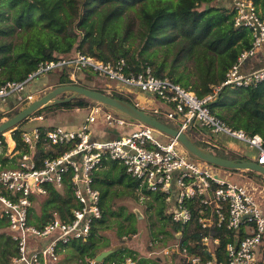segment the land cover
Listing matches in <instances>:
<instances>
[{"label": "built area", "instance_id": "built-area-1", "mask_svg": "<svg viewBox=\"0 0 264 264\" xmlns=\"http://www.w3.org/2000/svg\"><path fill=\"white\" fill-rule=\"evenodd\" d=\"M231 6L235 11V25L252 29V47L241 52L224 81L212 93L199 97L169 77L157 75L150 65L133 70L124 57L105 62L77 51L74 56L40 63L23 81L0 85L2 105L11 96L16 97L13 106L3 105L8 108L0 114V123L8 119L5 115L10 109L30 105L53 87L49 84L43 89L27 91L35 77L64 68L71 84H80L78 72L87 70L116 83V87L108 83V91L103 86L106 93H137L138 101L134 104L140 109L171 121L180 131L188 133L195 128V136L208 145L216 144L214 134L232 136L255 149L257 153L251 159L264 165L261 135L231 127L207 105L224 86L247 87L264 81V64L259 68H244L264 45V9L254 0H231ZM88 108L89 115L78 127L52 126L45 136L40 126L23 129L24 152L17 148L13 135L16 126L1 133L0 156L7 146L5 156L14 163V166L2 167L0 162V216L7 218L8 233L18 245V254L8 264H65L62 254L66 246L73 240L87 239L102 216V196L95 187L94 172L106 160L122 164L139 180L141 187L161 193L172 219L197 223L201 236L199 240L182 244L179 232L177 240L162 246L167 263L150 254L137 257L130 254L122 260L86 257L75 264H141L142 257L161 264H259L264 249V205L252 187L229 181L206 164L188 159L178 150L181 142L176 136L170 135L168 141H162L155 135L159 130L142 121L127 120L99 104ZM100 122L122 132L110 138L97 137L93 128ZM126 127L130 130L125 131ZM207 129L211 134L206 133ZM39 145L43 147L41 150ZM236 148L239 147L226 146L227 150L246 155L243 148ZM50 187L62 194L69 193L73 205L63 213L38 212L39 202L48 197ZM131 236L137 237L138 232L124 235L123 241ZM153 244L149 241V245Z\"/></svg>", "mask_w": 264, "mask_h": 264}, {"label": "trees", "instance_id": "trees-1", "mask_svg": "<svg viewBox=\"0 0 264 264\" xmlns=\"http://www.w3.org/2000/svg\"><path fill=\"white\" fill-rule=\"evenodd\" d=\"M254 1L264 9V0ZM7 20L10 21L6 23ZM8 36L11 39H7ZM252 42V29L235 25L231 3L230 6L221 5L218 0H0V85L7 81H23L38 69L40 63L57 61L81 51L105 62L124 57L133 70L150 65L157 75L169 77L204 97L224 81L228 70L242 51L252 47ZM160 53L164 58L159 56ZM50 73L55 77L54 84L50 81ZM77 76L81 85L91 88L93 79L99 78L87 70L78 72ZM49 84L53 85L51 90L71 84V81L64 68H56L35 77L27 91L43 89ZM64 94L59 97H67ZM112 96L134 103L122 93L114 92ZM10 98L13 99L11 104L3 105L13 106L16 97ZM91 100L82 95L68 102L49 103L33 116L55 112L59 108L87 107ZM207 105L231 127L243 129L248 134H260L264 146V81L247 87L224 86ZM27 106L26 103L14 107L7 113L13 117ZM27 119L17 124L13 133L21 152L25 149L22 125ZM47 126H40L43 136L51 128ZM194 130L188 133L195 139ZM42 148L39 145L38 149ZM6 151L7 146L0 156L2 167L14 166L5 156ZM233 154L241 159L252 158ZM94 178L95 187L101 191L102 216L87 239L73 240L64 253L72 251L73 257L84 260L111 247L110 240L100 234V230L112 227V222L117 225V236L121 241L124 235L137 233L135 222L139 215L125 201H139V190L144 192L147 212L154 208L150 215L153 246H165L171 239L177 240L179 232L182 244L200 239V225L192 221H174L167 213L163 195L141 187L139 180L119 162L104 161L94 172ZM39 204L41 212L47 214L54 210L63 213L73 205L69 193L62 194L53 187ZM7 227V218L0 216V228L5 229L0 231V264H8L18 254V245L6 231ZM130 254L137 257L139 253L131 247L121 246L108 258L122 260ZM140 263L161 264L144 257ZM259 264H264V249Z\"/></svg>", "mask_w": 264, "mask_h": 264}, {"label": "rangeland", "instance_id": "rangeland-1", "mask_svg": "<svg viewBox=\"0 0 264 264\" xmlns=\"http://www.w3.org/2000/svg\"><path fill=\"white\" fill-rule=\"evenodd\" d=\"M218 3L221 5L224 4V5L230 6L231 1L230 0H218ZM6 8L8 10L9 9L11 10L10 7H6ZM8 15L11 16V13H8ZM8 21L10 20H7L6 23ZM7 39H11V37L8 36ZM159 56L164 58V55L162 53H160ZM49 76H50L51 83L54 84L55 77H53L52 73H50ZM108 83L112 85V87H116L115 86L116 83L114 81H107L106 78H94L91 84L93 88H97L99 90H104L103 89V86H104L106 88V91H108V86H107ZM64 95L68 96L66 93ZM126 96H129L130 98H132L133 101H138L137 93L135 95V93L133 92H127ZM155 100L159 102L158 99H155ZM93 102L94 101L91 100L90 105L99 104L105 110L110 111L111 113L117 116L123 117L127 120H135L131 118L129 115L109 105L103 104L101 102H94V103ZM88 106L82 107L80 110H77L75 108H59L55 112H49V113L42 115L43 117H45L44 120H37L35 119V117L37 116L32 115L31 117L34 119L33 120L27 119L28 121L23 123L22 127L25 129H29V128H32L35 126H41V125H46V126L48 125L47 127H50V126L52 127V126H57V125H61L65 127H78L90 113V109L88 108ZM7 108L8 107L3 106L0 102V114L4 113L7 110ZM6 115L8 118H11L8 113H6ZM161 119L165 121L167 124L174 126V123L170 122L169 120L164 119V118H161ZM126 130H128V127H126L125 131ZM93 131H94L95 136L102 137V138L114 137L122 132L119 128L112 127L111 125H108L107 123H104V122H100L98 126L96 125L93 128ZM206 133L211 134V131L207 129ZM155 135L158 139L162 141H168L170 139V134L164 131H155ZM227 137H228L227 138L228 141H230L229 144L231 145L235 143L238 144V142L232 136L227 135ZM195 141L198 144L209 148L215 154L226 155L225 154L226 152L223 150L225 148L223 149L213 148L209 145H206V143L202 141L200 137L198 138L197 136H195ZM232 146L235 147L236 145H232ZM177 148L181 153L185 154L188 157V159L206 164L208 167H211L214 171L219 173L225 179L232 181V182L246 184L247 186L252 187L253 188L252 192L256 195L259 202L264 205V175L262 173H259L255 170H250V171L244 170L243 173H246V174L242 175V173L239 172L241 170L222 167V166L215 165L213 163L200 159L199 157L194 155L192 152H190L182 143L179 144ZM242 148L247 154H249L250 157L255 156L256 150L249 149L246 146H243ZM236 149L238 150L239 148H236ZM228 153L230 155H226V156H232V153H235L236 155H240L236 151L232 152L231 150H229ZM233 158H236V157H233ZM138 192L140 196L139 201H129V200L125 201L131 210L135 212L137 210L139 212L138 213L139 218L135 222V225L138 227V236L137 237L131 236L126 241H121V237L117 236V225L116 223L112 222V227L103 228L100 230V234L107 237L110 240V244H111V247L104 249L103 251L112 249L114 247H121L124 245V246L131 247V249L132 248L136 249L139 253L138 254L139 256L150 254L152 257H157L158 259H160L161 263H167L168 259L164 256L162 252L163 245L162 246L149 245V241L152 240L151 238L152 234H151V228H150V224H151L150 215L152 214L154 208H152L149 212H147V210L149 209H148V205L146 201H144L145 200L144 192L142 190H139ZM40 208H41V205L38 208V210H37V207H35V211L37 210L38 212H40L41 211ZM4 230L5 229L0 228V231L3 232ZM7 230H8V227L6 228V231ZM174 241L175 239H171L166 245H168L169 243H173ZM73 256L74 255L72 251L63 253L62 257L64 259L65 264H75L78 260L76 259V257H73Z\"/></svg>", "mask_w": 264, "mask_h": 264}, {"label": "water", "instance_id": "water-1", "mask_svg": "<svg viewBox=\"0 0 264 264\" xmlns=\"http://www.w3.org/2000/svg\"><path fill=\"white\" fill-rule=\"evenodd\" d=\"M264 64V63H263ZM262 64V65H263ZM262 65L257 66L256 68L261 67ZM62 93H69L65 98H60L59 95ZM86 96L103 104L109 105L127 115L133 119L142 121L159 131H164L171 136H176L179 141L194 155L200 159L219 165L222 167L232 168V169H241V170H255L264 175V165L256 162L253 159H241V158H231L225 157L219 154H215L210 149L202 147L199 145L195 139L188 133L180 131L175 127L163 122L156 116L146 112L143 109H140L134 103H131L125 99L117 98L111 94L96 90L94 88L84 86L81 84H64L59 85L44 95L38 97L30 105L22 109L18 114L14 115L11 118L5 119L0 123V135L3 131H6L17 124L21 123L23 120H26L38 109L44 107L49 103H62L73 100L78 96ZM137 213H139L136 210ZM118 247H114L109 250L101 251L96 255L98 260H102L108 257L114 250Z\"/></svg>", "mask_w": 264, "mask_h": 264}, {"label": "crops", "instance_id": "crops-1", "mask_svg": "<svg viewBox=\"0 0 264 264\" xmlns=\"http://www.w3.org/2000/svg\"><path fill=\"white\" fill-rule=\"evenodd\" d=\"M264 63V45H263V47L258 51V53H257V55L255 56V57H253V58H251V59H249L246 63H245V65H244V68L245 69H253V68H256L257 66H259V65H262ZM13 99H9V104L8 105H10L11 104V102L10 101H12ZM7 102V103H8ZM45 119V118H44ZM43 119V120H44ZM110 138V137H109ZM228 137H227V135L226 134H223V133H221V134H214L213 135V139H214V141L216 142V144H213V146L212 147H214V148H218V149H220V147L221 148H223V147H225L226 148V146L228 145H230V146H232V145H236L235 147H243V146H246L247 148H249V149H253V148H251V147H249L248 145H246V144H244V143H242V142H238V144H229L230 143V141H228V139H227ZM217 144H219V146L217 145ZM231 148V147H230ZM255 150V149H254ZM246 153V152H245ZM247 154V153H246ZM247 155H249V154H247ZM256 155V154H255ZM237 170H241V169H237ZM243 171L244 170H241V171H239V172H241L242 173V175H245L246 173H243Z\"/></svg>", "mask_w": 264, "mask_h": 264}, {"label": "flooded vegetation", "instance_id": "flooded-vegetation-1", "mask_svg": "<svg viewBox=\"0 0 264 264\" xmlns=\"http://www.w3.org/2000/svg\"><path fill=\"white\" fill-rule=\"evenodd\" d=\"M68 95H70V94H68ZM200 145V144H199ZM207 145V144H206ZM202 146V145H201ZM202 147H204V146H202ZM205 148H207V147H205ZM223 148H225V147H223ZM207 149H209V148H207ZM225 152H226V155L227 154H229L228 152H229V150H227L226 148L225 149H223ZM232 151V150H231ZM233 152V151H232ZM247 155V154H246ZM232 156L233 157H235V155L232 153ZM238 158V157H237Z\"/></svg>", "mask_w": 264, "mask_h": 264}, {"label": "clouds", "instance_id": "clouds-1", "mask_svg": "<svg viewBox=\"0 0 264 264\" xmlns=\"http://www.w3.org/2000/svg\"><path fill=\"white\" fill-rule=\"evenodd\" d=\"M44 95V94H43ZM42 96V95H41ZM40 97V96H39Z\"/></svg>", "mask_w": 264, "mask_h": 264}]
</instances>
